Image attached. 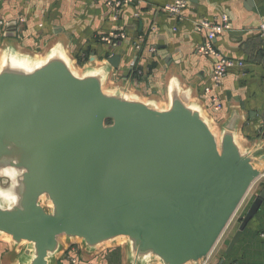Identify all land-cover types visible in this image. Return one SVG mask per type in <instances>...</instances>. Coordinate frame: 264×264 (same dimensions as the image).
Here are the masks:
<instances>
[{"label":"water","instance_id":"water-1","mask_svg":"<svg viewBox=\"0 0 264 264\" xmlns=\"http://www.w3.org/2000/svg\"><path fill=\"white\" fill-rule=\"evenodd\" d=\"M120 61L81 66L61 43L0 47L8 264H59L73 245L82 255L122 247L129 264H204L263 177L264 143L245 145L234 118L216 125L177 76L165 103L143 97L131 77L114 79Z\"/></svg>","mask_w":264,"mask_h":264},{"label":"crops","instance_id":"crops-1","mask_svg":"<svg viewBox=\"0 0 264 264\" xmlns=\"http://www.w3.org/2000/svg\"><path fill=\"white\" fill-rule=\"evenodd\" d=\"M108 1L0 0V47L15 41L41 53V49L61 43L81 66L90 61L100 64L120 54L116 81L126 82L131 77L136 92L143 97L155 94L165 103L168 80L177 76L192 88L194 98L216 125L234 118L245 145L264 143V36L258 29L264 24V0H190L183 20L163 9L175 0H131L120 7L116 18ZM223 14L230 17L233 30L216 38L213 45L223 57L240 60L243 65L231 68L212 94L205 88L212 83L217 58L199 52L206 37L196 31L195 23L218 20ZM111 32H123L126 38L112 46L102 39ZM213 95L218 98L219 110L214 107ZM263 190L264 177L254 184L244 202L243 216L225 232L206 264H264V199L227 251L241 219ZM11 248L9 242L0 240V264H8L5 255ZM72 256H77V264H129L122 247L82 255L73 245L59 256V264H72Z\"/></svg>","mask_w":264,"mask_h":264},{"label":"built area","instance_id":"built-area-1","mask_svg":"<svg viewBox=\"0 0 264 264\" xmlns=\"http://www.w3.org/2000/svg\"><path fill=\"white\" fill-rule=\"evenodd\" d=\"M128 2H131V0L108 1V4L115 11L114 13L115 18L119 13L120 7H122L124 4ZM189 4H190V0H175L173 3L164 6L163 9L174 18L183 20L184 10L189 6ZM195 29L196 31L205 34L206 37V43L199 49V52H202L203 54L212 55L217 58L215 69L212 75V83L211 85L205 88L207 93L213 94L214 92L213 90L220 86L222 80L228 74L229 70L236 66L241 67L243 65V62L237 59L223 57L221 52L213 45V41L216 38L233 30L230 22V17L228 16V14H223L218 20H213V21L207 19L198 20L195 23ZM258 29L259 32L264 36V24H262ZM125 38H126V34L123 32H111L109 35H105L102 37L104 41H106L108 44H111L112 46H115L117 42H119L120 40H124ZM151 50L155 51V49H151ZM212 102L214 104V107L219 110L220 104L218 102V98L214 95L212 96ZM263 131H264V126H263ZM262 235L264 236V232L262 233ZM74 251H76V249H73V252ZM207 260L205 261L204 264L207 263ZM78 261L79 260L77 256L71 257L72 264H77Z\"/></svg>","mask_w":264,"mask_h":264},{"label":"rangeland","instance_id":"rangeland-1","mask_svg":"<svg viewBox=\"0 0 264 264\" xmlns=\"http://www.w3.org/2000/svg\"><path fill=\"white\" fill-rule=\"evenodd\" d=\"M45 48H43V49H41V51L42 50H44ZM116 77V75L114 76V78ZM246 201V200H245ZM46 204V203H45ZM244 205H242L241 207H240V209L238 210V212H237V214H236V216L234 217V219H233V221L231 222V224L229 225V227H228V229H227V232L228 231H230V229L232 228V226H234L233 224H235L236 222H237V220L240 218V217H242L243 216V214H244V209H245V203H243ZM120 243V242H119ZM113 244V243H112ZM114 244H117V243H115L114 242ZM77 247H79V245H76Z\"/></svg>","mask_w":264,"mask_h":264},{"label":"clouds","instance_id":"clouds-1","mask_svg":"<svg viewBox=\"0 0 264 264\" xmlns=\"http://www.w3.org/2000/svg\"><path fill=\"white\" fill-rule=\"evenodd\" d=\"M13 203L15 202V198H13V201H12Z\"/></svg>","mask_w":264,"mask_h":264},{"label":"trees","instance_id":"trees-1","mask_svg":"<svg viewBox=\"0 0 264 264\" xmlns=\"http://www.w3.org/2000/svg\"><path fill=\"white\" fill-rule=\"evenodd\" d=\"M242 220V219H241Z\"/></svg>","mask_w":264,"mask_h":264}]
</instances>
